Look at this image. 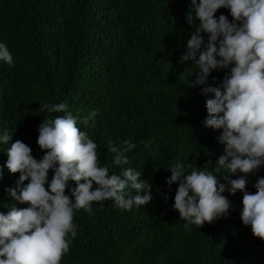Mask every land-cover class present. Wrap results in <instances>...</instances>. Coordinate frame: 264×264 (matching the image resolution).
<instances>
[{
  "label": "trees",
  "instance_id": "1",
  "mask_svg": "<svg viewBox=\"0 0 264 264\" xmlns=\"http://www.w3.org/2000/svg\"><path fill=\"white\" fill-rule=\"evenodd\" d=\"M188 11L191 0H0V41L15 59L13 66L0 61V134L13 133V142L23 140L39 159L46 151L38 144L39 126L47 116L64 115L41 105L67 101L82 118L95 110L94 124H78L98 142L101 164L120 173L108 141L122 145L131 139L137 147L124 167L140 170L152 185L153 199L131 210L111 199L93 202L92 214L76 210L78 234L61 264H264V238L242 221V190L226 191L229 213L200 227H186L172 206L179 181L169 185L167 178L177 157L214 171L207 166L226 150L219 140L223 130L203 123L207 99L215 93L189 85L197 66L180 62L196 26L188 23ZM222 13L233 19L230 9L221 7L215 15ZM228 71L213 70L208 82L222 86ZM10 146L0 143L5 213L13 204L28 206L6 192L20 175L7 167ZM216 174L225 183V176L246 175L254 193L264 166Z\"/></svg>",
  "mask_w": 264,
  "mask_h": 264
},
{
  "label": "clouds",
  "instance_id": "2",
  "mask_svg": "<svg viewBox=\"0 0 264 264\" xmlns=\"http://www.w3.org/2000/svg\"><path fill=\"white\" fill-rule=\"evenodd\" d=\"M221 7L230 9L232 20L223 13L215 15ZM191 8L187 21L196 26L180 62L191 60L197 66L196 79L190 77L189 85H203L205 95L215 93L207 99L208 116L203 123L223 130L219 140L226 150L214 166H207L214 171L177 157L167 178L169 185L179 181L172 206L186 220V227H200L229 213L232 203L226 191L242 190V221L264 238V176L258 178L253 193L246 187V175L225 176V183L216 174H247L264 166V0H191ZM0 61L15 64L4 41H0ZM221 68L229 69L222 86L210 84L212 71ZM185 74L186 70L181 76ZM41 107L47 113L64 115L47 116L39 126L38 144L46 150L39 159L23 140L13 142V133L0 134V143L11 141L8 169L20 173L15 186L6 192L14 201L28 204L0 211V264H61L78 234L76 210L92 214L93 202L109 199L120 209L131 210L153 199L152 185L143 172L124 167L130 160L127 153L137 147L133 140H124L122 145L108 141L114 163L121 166L120 173L110 171L101 164L98 142L78 124L81 120L94 124L95 110L82 118L73 114L67 101ZM4 167L0 164V180ZM71 181L75 186L66 192Z\"/></svg>",
  "mask_w": 264,
  "mask_h": 264
}]
</instances>
